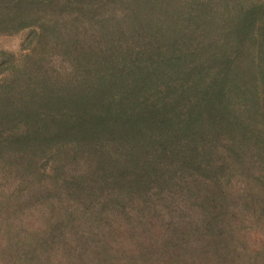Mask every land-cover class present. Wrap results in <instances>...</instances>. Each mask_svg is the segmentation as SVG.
I'll use <instances>...</instances> for the list:
<instances>
[{
	"label": "trees",
	"instance_id": "obj_1",
	"mask_svg": "<svg viewBox=\"0 0 264 264\" xmlns=\"http://www.w3.org/2000/svg\"><path fill=\"white\" fill-rule=\"evenodd\" d=\"M0 264H264V0H0Z\"/></svg>",
	"mask_w": 264,
	"mask_h": 264
},
{
	"label": "rangeland",
	"instance_id": "obj_2",
	"mask_svg": "<svg viewBox=\"0 0 264 264\" xmlns=\"http://www.w3.org/2000/svg\"><path fill=\"white\" fill-rule=\"evenodd\" d=\"M28 29H22L12 34H0V50L16 54L28 34Z\"/></svg>",
	"mask_w": 264,
	"mask_h": 264
}]
</instances>
